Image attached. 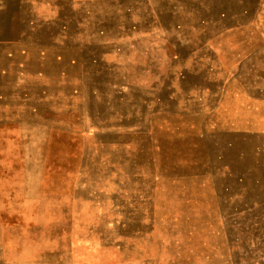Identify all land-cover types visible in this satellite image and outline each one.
<instances>
[{
	"label": "rangeland",
	"instance_id": "obj_1",
	"mask_svg": "<svg viewBox=\"0 0 264 264\" xmlns=\"http://www.w3.org/2000/svg\"><path fill=\"white\" fill-rule=\"evenodd\" d=\"M0 264H264V0H0Z\"/></svg>",
	"mask_w": 264,
	"mask_h": 264
}]
</instances>
